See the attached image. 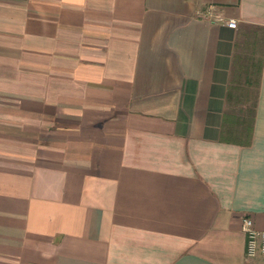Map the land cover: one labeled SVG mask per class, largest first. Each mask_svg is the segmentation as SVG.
<instances>
[{
	"label": "crops",
	"instance_id": "obj_1",
	"mask_svg": "<svg viewBox=\"0 0 264 264\" xmlns=\"http://www.w3.org/2000/svg\"><path fill=\"white\" fill-rule=\"evenodd\" d=\"M245 217L264 230V0H0V264H245Z\"/></svg>",
	"mask_w": 264,
	"mask_h": 264
},
{
	"label": "rangeland",
	"instance_id": "obj_2",
	"mask_svg": "<svg viewBox=\"0 0 264 264\" xmlns=\"http://www.w3.org/2000/svg\"><path fill=\"white\" fill-rule=\"evenodd\" d=\"M245 35V36H244ZM239 42L240 55L235 59V67L233 71V97L229 102L230 112L241 110L243 108L242 103L239 100L241 94L248 97L247 106L251 107L256 99L257 87L255 84L246 86L247 74L250 73V77L253 82L258 78V71L262 56V42L261 37L263 32H251V28L245 31V34ZM246 88L243 93L242 90L236 89L237 87Z\"/></svg>",
	"mask_w": 264,
	"mask_h": 264
},
{
	"label": "built area",
	"instance_id": "obj_3",
	"mask_svg": "<svg viewBox=\"0 0 264 264\" xmlns=\"http://www.w3.org/2000/svg\"><path fill=\"white\" fill-rule=\"evenodd\" d=\"M231 27H238V21L231 18L228 21ZM243 229L247 235L245 264H264V230H259L252 217H245Z\"/></svg>",
	"mask_w": 264,
	"mask_h": 264
}]
</instances>
